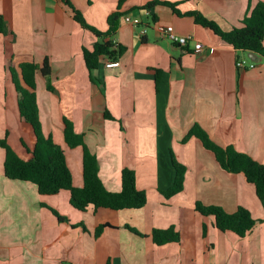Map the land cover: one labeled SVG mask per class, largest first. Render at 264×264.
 Instances as JSON below:
<instances>
[{"label": "crops", "instance_id": "1", "mask_svg": "<svg viewBox=\"0 0 264 264\" xmlns=\"http://www.w3.org/2000/svg\"><path fill=\"white\" fill-rule=\"evenodd\" d=\"M151 1L122 2L112 38L125 48L120 65L106 68L108 61H99L91 80L83 50H91L97 39L61 0H0L5 25L0 126L8 145L21 159L31 158L26 148L33 149L35 137L19 117L13 80L19 64L32 62L38 68L41 130L63 149L73 186H82L83 152L65 143L64 119L95 155L108 191L120 190L121 171L128 168L147 197L139 209L89 207L81 212L70 205L67 191L42 196L29 182L6 179L1 158L0 264H264V207L253 186L242 175L224 171L197 138L182 142L198 125L218 146H231L264 164V58L250 60L253 68L237 69V56L248 53L236 52L185 15L196 12L229 31L250 14L248 0H159L173 4L181 15L162 4L143 9ZM69 2L103 33L119 0ZM124 16L140 18L146 34L124 22ZM166 26L178 36H192L201 51L195 52L193 43L179 47L162 37L159 27ZM44 60L50 68L46 77L40 72ZM154 70L160 72L158 85ZM171 156L186 168L184 188L165 199L160 191L173 184ZM195 202L228 213L244 207L257 224L244 238L220 232L212 217L195 212ZM51 209L64 219L59 221ZM104 224L110 228L95 237ZM171 226L179 242L155 245L152 230Z\"/></svg>", "mask_w": 264, "mask_h": 264}, {"label": "trees", "instance_id": "2", "mask_svg": "<svg viewBox=\"0 0 264 264\" xmlns=\"http://www.w3.org/2000/svg\"><path fill=\"white\" fill-rule=\"evenodd\" d=\"M123 1L119 0L117 10L107 17L108 29L102 33L88 25L82 14L71 5L69 0H61L70 10L73 19L97 39L91 50H83L85 67L91 80L92 72L98 68L99 61H117L125 51L124 47L115 45L112 41L118 20L121 17L118 9ZM159 4L165 5L176 14L181 15L175 10L173 4L159 0L147 3L143 9H151ZM248 5L251 8L250 14L240 22L239 26L232 27L229 31L221 29L218 24L196 12L185 15L193 17L196 24L209 29L236 52H252L264 58V3L261 1L253 3V0H248ZM152 20L154 21L153 16ZM4 27V20L0 15V37L4 33ZM237 59H240L239 55ZM37 69V65L32 62H23L18 66L19 77H15L13 80L19 117L31 127L35 137L33 149L30 151L26 148L31 158L28 161L21 159L8 145L6 137L0 139V149L4 152V177L12 181L29 182L37 187L38 193L42 196H54L61 191H67L70 205L81 212H85L89 207L94 210L109 209L113 211L143 207L147 203V197L144 191H140L136 187L135 172L128 168L122 169L120 190L118 192L108 191L99 177L95 155L87 149L82 136L75 133L72 124L64 119L65 143L69 148L81 147L83 152L82 186H73L63 149L50 136H45L41 130L35 93ZM40 72L44 77L49 75L50 68L47 60H44ZM154 73L155 84L158 85L160 72L154 70ZM105 117L111 119L109 115H105ZM191 137L197 138L203 147L214 155L216 162L224 171L242 175L245 182L253 186L257 199L264 207V164L231 146L225 148L218 146L198 125L192 127L182 142ZM171 165L174 171L173 184L166 190L160 191L165 199L179 194L184 188L185 166L177 162L173 156H171ZM194 210L200 216L212 217L214 227L218 231L231 232L239 238H244L257 224L249 210L244 207H238L234 212L228 213L220 206L195 202ZM51 211L59 221L64 219L55 210L51 209ZM105 228H110V226L108 224L98 226L95 230V237H98ZM127 228L133 234L142 236L136 230L128 226ZM205 230L206 226L204 225L203 234ZM151 238L157 246L177 243L180 240L179 233L173 226L167 229L152 230Z\"/></svg>", "mask_w": 264, "mask_h": 264}, {"label": "built area", "instance_id": "3", "mask_svg": "<svg viewBox=\"0 0 264 264\" xmlns=\"http://www.w3.org/2000/svg\"><path fill=\"white\" fill-rule=\"evenodd\" d=\"M123 20L131 26L139 28L141 35L146 34L147 28L145 25H143V22L140 18L124 16ZM159 31L162 37L169 39L173 44H176L179 47H186L188 44L193 43L195 52H200L202 49V45L199 42H196L192 36L183 37L176 35L172 26L159 27ZM119 65L120 64L118 61H108L105 63L106 68H116L119 67ZM253 66V63L248 62L245 58L237 59L236 61L237 69L253 68Z\"/></svg>", "mask_w": 264, "mask_h": 264}, {"label": "rangeland", "instance_id": "4", "mask_svg": "<svg viewBox=\"0 0 264 264\" xmlns=\"http://www.w3.org/2000/svg\"><path fill=\"white\" fill-rule=\"evenodd\" d=\"M245 59H246L248 62H250V60H248L246 57H245ZM0 87H1L2 89L4 88L3 86H0ZM0 113H1V114L3 113L2 109H0ZM3 133H4V132L2 131V127L0 126V139L4 138V134H3ZM11 135H14V134H11ZM13 139H14L15 144H17L18 140H17L16 136L11 137V141H12ZM1 158L4 160V152H3L2 149H0V161H1Z\"/></svg>", "mask_w": 264, "mask_h": 264}, {"label": "water", "instance_id": "5", "mask_svg": "<svg viewBox=\"0 0 264 264\" xmlns=\"http://www.w3.org/2000/svg\"><path fill=\"white\" fill-rule=\"evenodd\" d=\"M247 58H248L249 60H251V61H254V60H256V59L258 58V55H257V54H254V53H252V52H248V54H247Z\"/></svg>", "mask_w": 264, "mask_h": 264}]
</instances>
